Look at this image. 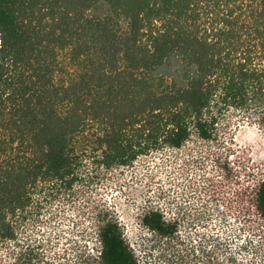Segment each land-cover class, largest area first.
I'll use <instances>...</instances> for the list:
<instances>
[{"label": "trees", "instance_id": "16d2710c", "mask_svg": "<svg viewBox=\"0 0 264 264\" xmlns=\"http://www.w3.org/2000/svg\"><path fill=\"white\" fill-rule=\"evenodd\" d=\"M253 106L264 0H0V264H264V177L193 217L145 211L142 262L104 204L90 245L37 228L86 165L213 140L225 111Z\"/></svg>", "mask_w": 264, "mask_h": 264}, {"label": "rangeland", "instance_id": "374dc122", "mask_svg": "<svg viewBox=\"0 0 264 264\" xmlns=\"http://www.w3.org/2000/svg\"><path fill=\"white\" fill-rule=\"evenodd\" d=\"M84 174L85 181L70 193L45 204L37 224L42 236L90 245L95 240L91 211L104 204L113 210L125 240L142 262L151 236L141 220L145 211L160 208L175 215L181 209L193 217L234 189L264 177V106L225 111L213 140L192 134L180 149L148 152L131 166L97 176L86 165Z\"/></svg>", "mask_w": 264, "mask_h": 264}]
</instances>
